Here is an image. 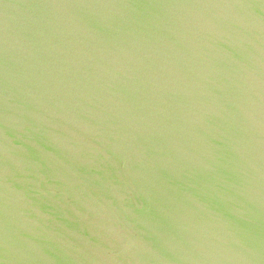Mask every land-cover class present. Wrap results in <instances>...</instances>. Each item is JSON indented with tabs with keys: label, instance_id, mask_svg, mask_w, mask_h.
<instances>
[{
	"label": "water",
	"instance_id": "1",
	"mask_svg": "<svg viewBox=\"0 0 264 264\" xmlns=\"http://www.w3.org/2000/svg\"><path fill=\"white\" fill-rule=\"evenodd\" d=\"M0 264H264V0H0Z\"/></svg>",
	"mask_w": 264,
	"mask_h": 264
}]
</instances>
